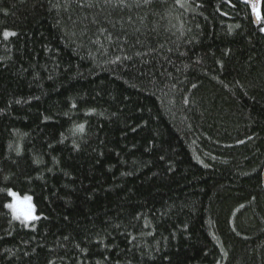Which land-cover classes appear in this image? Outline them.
<instances>
[{
  "label": "trees",
  "instance_id": "16d2710c",
  "mask_svg": "<svg viewBox=\"0 0 264 264\" xmlns=\"http://www.w3.org/2000/svg\"><path fill=\"white\" fill-rule=\"evenodd\" d=\"M0 264H264V0H0Z\"/></svg>",
  "mask_w": 264,
  "mask_h": 264
},
{
  "label": "rangeland",
  "instance_id": "374dc122",
  "mask_svg": "<svg viewBox=\"0 0 264 264\" xmlns=\"http://www.w3.org/2000/svg\"><path fill=\"white\" fill-rule=\"evenodd\" d=\"M249 2L252 5V9L254 12V15L257 20L261 19V0H244ZM255 6V7H254ZM257 10L260 12V16L257 15ZM15 193V195H13ZM11 196V203L9 205H12L13 207H9V210L13 217L17 219L18 221H21L25 224H30L37 220L38 216L36 214V209L33 203V200L30 196H22L14 191L9 192ZM30 198V199H29ZM34 208V219H26V214Z\"/></svg>",
  "mask_w": 264,
  "mask_h": 264
},
{
  "label": "snow or ice",
  "instance_id": "6c2138e0",
  "mask_svg": "<svg viewBox=\"0 0 264 264\" xmlns=\"http://www.w3.org/2000/svg\"><path fill=\"white\" fill-rule=\"evenodd\" d=\"M255 7V6H254ZM257 15L260 16V12L257 10ZM5 37H9L11 35H15V33H9V32H4L3 34ZM81 129L83 128V125L80 126ZM15 195V193H13ZM30 199V198H29ZM9 207H13L12 205H9ZM26 219H34V208H32L25 216Z\"/></svg>",
  "mask_w": 264,
  "mask_h": 264
}]
</instances>
